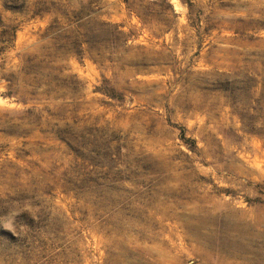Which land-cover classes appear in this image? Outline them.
<instances>
[{
    "label": "rangeland",
    "instance_id": "374dc122",
    "mask_svg": "<svg viewBox=\"0 0 264 264\" xmlns=\"http://www.w3.org/2000/svg\"><path fill=\"white\" fill-rule=\"evenodd\" d=\"M203 258L264 264V0H0V264Z\"/></svg>",
    "mask_w": 264,
    "mask_h": 264
},
{
    "label": "bare ground",
    "instance_id": "6f19581e",
    "mask_svg": "<svg viewBox=\"0 0 264 264\" xmlns=\"http://www.w3.org/2000/svg\"><path fill=\"white\" fill-rule=\"evenodd\" d=\"M203 221V220H202ZM211 246V245H210ZM229 246V245H228ZM202 256V255H201ZM222 262V261H221ZM203 263L204 264H208V263H210V261H208L206 258H203ZM153 264H159V262L157 263V261L155 262V263H153ZM213 264V263H212ZM219 264H223V263H220L219 262Z\"/></svg>",
    "mask_w": 264,
    "mask_h": 264
}]
</instances>
